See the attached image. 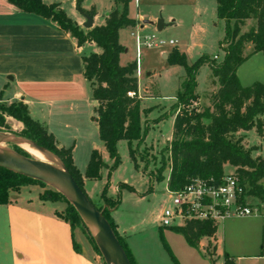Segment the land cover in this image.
Returning <instances> with one entry per match:
<instances>
[{
  "label": "trees",
  "instance_id": "trees-1",
  "mask_svg": "<svg viewBox=\"0 0 264 264\" xmlns=\"http://www.w3.org/2000/svg\"><path fill=\"white\" fill-rule=\"evenodd\" d=\"M82 1L76 0V10L81 15L92 17L94 9L83 10ZM131 1L114 0L115 9L106 16L104 25L84 32L57 4L46 5L41 0H7L22 12H33L56 21L59 30L72 34L78 45L91 42L101 49V53L83 58L84 76L91 83V100L96 104L91 121L97 125L99 140L113 162L111 167L108 168L103 163L98 150H92L82 176L73 163L72 148H57L54 137L42 124L30 117L26 105L22 102H15L7 107L0 105V128L4 127V117L21 123L23 130L17 137L38 145L56 158L86 197L83 190L84 180H99L103 168L108 169L109 177L120 164L116 150L118 142L128 143L129 158L134 168L138 169L135 152L130 145L136 143L140 146L148 130L145 123L142 129L140 121L137 63L125 66L119 63L124 48L119 43L118 33L121 29L136 26V22L129 18ZM214 1L217 19L224 22V38L219 43L223 52L222 61L216 64L213 59L201 56L191 65H187L185 56L176 50L167 58L170 66L183 67L185 73L175 97L176 103L172 106V110H175L172 115V139L162 151L167 154V159L162 157L161 173L155 180H164L161 174L167 162L169 191L182 189L192 178L219 183L224 175V166H230L235 169L234 174L245 190L244 195L264 203V156L252 158L251 153L255 149H245L242 145L243 137H237L239 132L255 129L256 134L264 138V84L255 82L248 87H242L236 75L238 68L250 57L257 53L264 55V0ZM247 22H254V25L242 33ZM247 46L249 51L245 54ZM203 66H207L218 87L210 93L209 105L197 108L194 105L199 99L196 93V76ZM30 185L45 187L40 182L0 168V205L9 204L11 193H17L21 188ZM107 186L108 184L101 193V199L113 211L119 205V198L108 199ZM119 188L133 192L132 188L123 184ZM39 198L51 203L65 202L67 208L64 214L57 212L56 216L68 223L71 231L79 228L82 220L64 196L51 189ZM110 210L102 211L103 217L109 223L129 263L135 264L126 244L117 233ZM170 229L182 235L189 246L196 247L201 238L210 239L215 236L217 225L211 222L188 221L184 227ZM90 242L93 250L100 256L91 236ZM207 249L208 246L206 251ZM260 249L262 250V245ZM73 250L80 252L74 241ZM210 256H214L213 250ZM174 263L177 264L175 260ZM223 264H234V261L224 254Z\"/></svg>",
  "mask_w": 264,
  "mask_h": 264
},
{
  "label": "rangeland",
  "instance_id": "rangeland-1",
  "mask_svg": "<svg viewBox=\"0 0 264 264\" xmlns=\"http://www.w3.org/2000/svg\"><path fill=\"white\" fill-rule=\"evenodd\" d=\"M129 8L132 15L139 12L142 16L150 18L157 16V20H162L165 25L159 32L156 30V23L146 25L144 29L139 30L141 35H154L166 42L172 40L175 45L161 49L143 48L137 56L131 30L119 31V43L126 51L120 55L119 63L124 66L128 62H137L139 97L143 98L140 103V121L142 129L145 123L148 130L140 146L136 143L130 145L135 152L137 170L129 158L128 143L120 141L116 145L120 158L117 169L108 177V169L103 168L99 180H88L85 185L83 184L84 192L94 206L101 211H108L111 208L101 199V193L108 184L106 197L110 200L119 198L118 207L113 211L110 210L111 219L123 230L122 234L118 235L125 244H132L135 253L137 252L136 258L141 264H175L174 260L177 264H223V251L230 255L234 264H264V251L260 249L264 242V237L263 239L261 237L264 233L262 218H230L219 223L215 233L218 253L214 256H210L214 246L212 240L204 237L196 247H191L182 235L173 232L170 228H160L159 225L163 212L172 209L165 189V180L169 176L168 162L161 174L164 180L157 182L155 179L161 173L162 157L167 159V154L162 151L172 139L171 116L175 113L172 106L176 103L175 97L185 73L183 67L170 66L167 58L173 50H176L185 56L187 65H191L201 56L210 59L216 56L217 59L214 60L216 64L222 61L223 52L219 43L224 38V22L217 19L215 1L132 0ZM253 25L254 22H247L242 33L247 32ZM133 28L138 30L136 27ZM248 51L247 46L244 53L247 54ZM237 77L242 87H248L255 82L264 84V55L256 54L242 64L238 69ZM196 83L199 99L194 105L197 108L206 107L209 104L211 89L216 90L218 87L216 80L213 81L210 76L207 66L199 69ZM11 104L0 101V105L6 107ZM9 118L4 117V127L0 128V151L33 158L21 150L13 139H11L13 143L6 140L8 137L19 138L17 136L23 130L22 124L19 128L17 126L19 122L12 118L13 121L8 120ZM246 142L250 148L264 152V140H260L253 130L248 134ZM102 151L101 159L109 168L113 162L107 152L104 149ZM81 159L83 158L80 155L77 165L84 170ZM54 160L58 166L61 165L56 158ZM122 184L132 188L133 192L119 188ZM37 187L41 194L53 189L47 185ZM245 202L249 205L264 204L252 197H246ZM58 203L57 208L61 209L59 213L64 214L67 204ZM82 223L78 225L79 228L74 229L76 238H82L89 246V252L95 260L99 264H104L101 256L93 250L90 230ZM174 227L180 228L184 225ZM132 257L135 258L134 255ZM134 263L136 264L135 259Z\"/></svg>",
  "mask_w": 264,
  "mask_h": 264
},
{
  "label": "crops",
  "instance_id": "crops-1",
  "mask_svg": "<svg viewBox=\"0 0 264 264\" xmlns=\"http://www.w3.org/2000/svg\"><path fill=\"white\" fill-rule=\"evenodd\" d=\"M41 1L46 5H59L80 29L84 32L89 30L82 27L85 19L76 10V0ZM131 4L132 1L129 6ZM81 8L85 11L94 9L92 29L104 25L106 16L115 9V2L83 0ZM128 12L138 30L159 21L157 16L150 18L139 12L132 15L130 8ZM124 29L131 30V36L135 31L132 27ZM99 53L101 49L94 43L78 45L72 34L59 30L56 21L33 12H22L7 0H0V101L8 104L22 102L26 105L30 117L54 137L57 148H72L73 163L82 176L91 151L98 150L103 155L104 149L98 137L97 125L91 121L96 104L91 100V83L84 76L83 64L84 57ZM138 75L137 71V79ZM214 90L211 89V92ZM139 99L141 103L143 98ZM8 120L13 121L11 118ZM262 121L264 123V116ZM17 126L21 128V123H17ZM252 130L256 134L255 129ZM249 133L237 134V137H243L245 149H250L246 142ZM260 151H253L251 157L264 156V152ZM80 155L84 170L77 165ZM223 172L232 174L235 169L224 166ZM86 181H83L84 185ZM40 195L37 186H26L10 194L9 204L0 205V264H99L85 241L76 238L69 224L56 216L61 210L57 208L59 203L42 201ZM116 226L121 235L123 230L119 225ZM261 237L263 239L264 233ZM208 240L214 242L215 255L218 253L216 235ZM73 241L78 245L79 253L73 250ZM126 244L136 264H141L132 244ZM222 253L230 257L225 251Z\"/></svg>",
  "mask_w": 264,
  "mask_h": 264
},
{
  "label": "built area",
  "instance_id": "built-area-1",
  "mask_svg": "<svg viewBox=\"0 0 264 264\" xmlns=\"http://www.w3.org/2000/svg\"><path fill=\"white\" fill-rule=\"evenodd\" d=\"M132 37L135 40L137 56L143 48L161 49L175 45L172 40L166 42L154 35L143 36L139 30H135ZM216 59V56L213 57V60ZM166 192L172 209L165 210L161 215L160 228L181 226L188 221L211 222L218 225L230 218L264 219V204L249 205L245 202V190L235 174L223 175L219 183L192 178L182 189L169 191L167 187Z\"/></svg>",
  "mask_w": 264,
  "mask_h": 264
},
{
  "label": "water",
  "instance_id": "water-1",
  "mask_svg": "<svg viewBox=\"0 0 264 264\" xmlns=\"http://www.w3.org/2000/svg\"><path fill=\"white\" fill-rule=\"evenodd\" d=\"M82 16L85 19L82 27L90 29L91 17ZM164 26L163 21L159 20L156 30L159 32ZM29 144L38 152L49 154L38 145L31 142ZM0 168L52 187L64 196L90 232L91 229L97 232L96 236L91 235L104 264H130L102 211L95 209L62 165L53 166L16 153L0 151Z\"/></svg>",
  "mask_w": 264,
  "mask_h": 264
},
{
  "label": "bare ground",
  "instance_id": "bare-ground-1",
  "mask_svg": "<svg viewBox=\"0 0 264 264\" xmlns=\"http://www.w3.org/2000/svg\"><path fill=\"white\" fill-rule=\"evenodd\" d=\"M11 139H13L15 142H17V145L19 146V148L21 150H23L25 153H27L28 155H30L31 157H33L34 159H37L39 161H42V162H45V163H48V164H51L53 166H58L56 163H55V160L52 156H50L49 154H42L40 152H38L37 150L33 149L29 142L24 140V139H20V138H15V137H8L6 140L13 143L11 141ZM8 142V143H9ZM91 233L93 236H96L97 235V232L94 230V229H91Z\"/></svg>",
  "mask_w": 264,
  "mask_h": 264
}]
</instances>
